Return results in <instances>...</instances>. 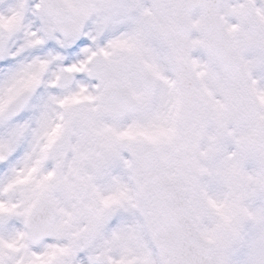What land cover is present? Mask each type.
I'll list each match as a JSON object with an SVG mask.
<instances>
[{
	"label": "snow or ice",
	"instance_id": "6c2138e0",
	"mask_svg": "<svg viewBox=\"0 0 264 264\" xmlns=\"http://www.w3.org/2000/svg\"><path fill=\"white\" fill-rule=\"evenodd\" d=\"M0 264H264V0H0Z\"/></svg>",
	"mask_w": 264,
	"mask_h": 264
}]
</instances>
